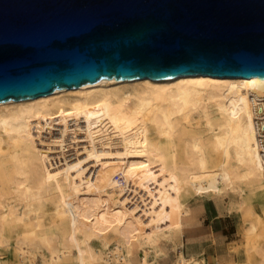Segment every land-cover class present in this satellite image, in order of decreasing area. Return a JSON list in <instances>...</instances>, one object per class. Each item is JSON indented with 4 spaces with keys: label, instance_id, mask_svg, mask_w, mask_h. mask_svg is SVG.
Returning a JSON list of instances; mask_svg holds the SVG:
<instances>
[{
    "label": "bare ground",
    "instance_id": "obj_1",
    "mask_svg": "<svg viewBox=\"0 0 264 264\" xmlns=\"http://www.w3.org/2000/svg\"><path fill=\"white\" fill-rule=\"evenodd\" d=\"M251 94L263 79L100 82L0 105V254L16 232L22 264H134V249L153 264L186 197L264 189ZM172 264L201 262L180 251Z\"/></svg>",
    "mask_w": 264,
    "mask_h": 264
},
{
    "label": "water",
    "instance_id": "obj_2",
    "mask_svg": "<svg viewBox=\"0 0 264 264\" xmlns=\"http://www.w3.org/2000/svg\"><path fill=\"white\" fill-rule=\"evenodd\" d=\"M179 78L264 80V0H0V105Z\"/></svg>",
    "mask_w": 264,
    "mask_h": 264
},
{
    "label": "rangeland",
    "instance_id": "obj_3",
    "mask_svg": "<svg viewBox=\"0 0 264 264\" xmlns=\"http://www.w3.org/2000/svg\"><path fill=\"white\" fill-rule=\"evenodd\" d=\"M241 189L240 193L225 191L221 194L222 196L214 195V197L210 196L204 198H195L193 196L186 197L185 203L186 205L188 204L189 207L190 205L199 204L202 203V201L214 198V204L218 206V210L221 209V205L228 207L229 216L224 220H217V218H215L213 222H211L212 218L203 221L200 220L199 225L194 224L195 220L188 216L184 221L182 232L178 234V237L180 235L179 238L171 236L170 239L163 238L159 241L158 247L161 252H158V256L153 264H172L179 252L177 249L181 245V237H183L182 239L186 247L184 256H192L191 254L196 250L195 242L200 240L199 238L202 235L208 233L211 239L217 236L216 239L219 241V243L216 241L217 246L223 245L222 248H220L222 264H258L260 261L258 251L264 247V189L256 186L247 187L245 185H242ZM51 194L52 195L49 196L46 201L45 208L48 211L46 212V218H44V223L48 224L49 227L55 225L51 214L54 206L52 202L57 198V191H52ZM215 205L213 207L211 205L210 208L215 209ZM250 225L256 226L252 233L248 231ZM60 230L63 229L61 228ZM68 233L67 230H65L61 231L60 234L66 235ZM16 236V232L12 233L9 246L1 250L0 256L2 257V264H22L12 244ZM108 240L110 243H113V237L111 235ZM228 243L230 244L227 246ZM171 248L174 249L172 253L169 252ZM133 253L132 262L138 264L141 260V253H139L137 249H134ZM198 261H200L201 264H206L202 255L198 257ZM62 264L85 263H81L80 260L76 258V255H74L73 258Z\"/></svg>",
    "mask_w": 264,
    "mask_h": 264
},
{
    "label": "crops",
    "instance_id": "obj_4",
    "mask_svg": "<svg viewBox=\"0 0 264 264\" xmlns=\"http://www.w3.org/2000/svg\"><path fill=\"white\" fill-rule=\"evenodd\" d=\"M215 199L211 198V199H207L205 201H202V203H197L195 205H190L191 208V214L189 215V217H191V219L195 220L194 224L199 225L200 224V220H208L210 218H212L211 222H213V220L215 218H217V220H224L225 218H228L229 216V211H228V207L221 205V209L218 210V206L214 204ZM212 205V207L215 205L216 208H210ZM183 237H181V245L179 246V248L177 249L179 252L181 251L182 254L184 255L186 253V247L184 245V241L182 239ZM217 236H214L213 239H211L209 233L206 235H202L197 242H195L196 245V250L194 251L193 254H191L192 256H196L197 258L200 257L201 255L204 258V261L206 262V264H222V256H221V252H220V248H222L223 245H216V241L219 243L218 239H216ZM215 239V240H214ZM212 241V243H211ZM230 243L227 244V246ZM174 251L173 248H171L169 250L170 253H172Z\"/></svg>",
    "mask_w": 264,
    "mask_h": 264
},
{
    "label": "built area",
    "instance_id": "obj_5",
    "mask_svg": "<svg viewBox=\"0 0 264 264\" xmlns=\"http://www.w3.org/2000/svg\"><path fill=\"white\" fill-rule=\"evenodd\" d=\"M249 101L253 114L257 148L261 164L264 166V96L251 94Z\"/></svg>",
    "mask_w": 264,
    "mask_h": 264
}]
</instances>
